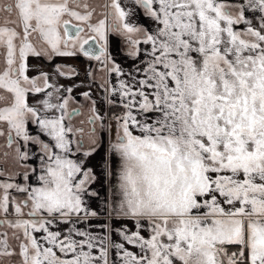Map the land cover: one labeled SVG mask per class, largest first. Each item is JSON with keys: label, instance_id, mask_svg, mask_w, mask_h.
I'll return each mask as SVG.
<instances>
[{"label": "snow or ice", "instance_id": "snow-or-ice-1", "mask_svg": "<svg viewBox=\"0 0 264 264\" xmlns=\"http://www.w3.org/2000/svg\"><path fill=\"white\" fill-rule=\"evenodd\" d=\"M0 264H264V0H0Z\"/></svg>", "mask_w": 264, "mask_h": 264}, {"label": "crops", "instance_id": "crops-1", "mask_svg": "<svg viewBox=\"0 0 264 264\" xmlns=\"http://www.w3.org/2000/svg\"><path fill=\"white\" fill-rule=\"evenodd\" d=\"M76 63L79 65L81 71H83V64H81L80 62H76Z\"/></svg>", "mask_w": 264, "mask_h": 264}]
</instances>
